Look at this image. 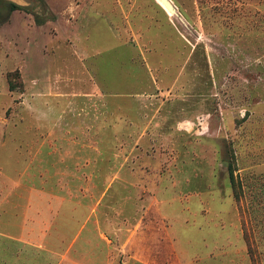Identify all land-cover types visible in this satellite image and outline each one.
I'll return each mask as SVG.
<instances>
[{
	"label": "rangeland",
	"instance_id": "obj_1",
	"mask_svg": "<svg viewBox=\"0 0 264 264\" xmlns=\"http://www.w3.org/2000/svg\"><path fill=\"white\" fill-rule=\"evenodd\" d=\"M171 1L0 0V195L83 212L118 263L193 258L187 227L264 264V0Z\"/></svg>",
	"mask_w": 264,
	"mask_h": 264
},
{
	"label": "crops",
	"instance_id": "obj_2",
	"mask_svg": "<svg viewBox=\"0 0 264 264\" xmlns=\"http://www.w3.org/2000/svg\"><path fill=\"white\" fill-rule=\"evenodd\" d=\"M42 198H48L51 209H41L37 203ZM54 200L53 195L32 192L0 195V264H170L152 256L147 245L144 250L134 248L118 263L107 249V237L98 221L69 207L53 210ZM191 231L181 227V249L186 255L193 249L194 257L181 258L180 254L173 264H235L233 259L212 255L221 247L218 238L207 239L200 228ZM237 264H249V259L242 258Z\"/></svg>",
	"mask_w": 264,
	"mask_h": 264
},
{
	"label": "water",
	"instance_id": "obj_3",
	"mask_svg": "<svg viewBox=\"0 0 264 264\" xmlns=\"http://www.w3.org/2000/svg\"><path fill=\"white\" fill-rule=\"evenodd\" d=\"M165 7L172 13H176V8L171 0H161Z\"/></svg>",
	"mask_w": 264,
	"mask_h": 264
},
{
	"label": "trees",
	"instance_id": "obj_4",
	"mask_svg": "<svg viewBox=\"0 0 264 264\" xmlns=\"http://www.w3.org/2000/svg\"><path fill=\"white\" fill-rule=\"evenodd\" d=\"M9 6H10L11 10L21 8L20 5L14 3V2H9Z\"/></svg>",
	"mask_w": 264,
	"mask_h": 264
},
{
	"label": "bare ground",
	"instance_id": "obj_5",
	"mask_svg": "<svg viewBox=\"0 0 264 264\" xmlns=\"http://www.w3.org/2000/svg\"><path fill=\"white\" fill-rule=\"evenodd\" d=\"M158 2L160 3V5L163 7V9L165 8L167 11H168V13L170 14V11L165 7V5L162 3V1L161 0H158ZM168 14V15H169Z\"/></svg>",
	"mask_w": 264,
	"mask_h": 264
}]
</instances>
